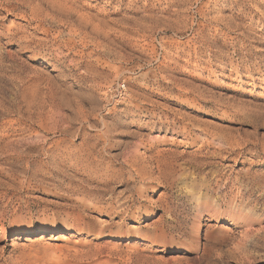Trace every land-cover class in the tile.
Listing matches in <instances>:
<instances>
[{
    "label": "rangeland",
    "instance_id": "1",
    "mask_svg": "<svg viewBox=\"0 0 264 264\" xmlns=\"http://www.w3.org/2000/svg\"><path fill=\"white\" fill-rule=\"evenodd\" d=\"M263 229L264 0H0V264H264Z\"/></svg>",
    "mask_w": 264,
    "mask_h": 264
},
{
    "label": "bare ground",
    "instance_id": "2",
    "mask_svg": "<svg viewBox=\"0 0 264 264\" xmlns=\"http://www.w3.org/2000/svg\"><path fill=\"white\" fill-rule=\"evenodd\" d=\"M262 228V227H261ZM255 228H253V224L250 223V226L248 227V230L246 231L247 234H249L250 232H252ZM257 229V228H256ZM259 230V229H258ZM261 230V229H260ZM260 230H259V233H260ZM264 230V229H263ZM255 231V230H254ZM257 231V230H256ZM31 233V232H29ZM263 233V232H262ZM253 234V233H252ZM257 235V234H256ZM261 235V233H260ZM249 236V235H248Z\"/></svg>",
    "mask_w": 264,
    "mask_h": 264
},
{
    "label": "built area",
    "instance_id": "3",
    "mask_svg": "<svg viewBox=\"0 0 264 264\" xmlns=\"http://www.w3.org/2000/svg\"><path fill=\"white\" fill-rule=\"evenodd\" d=\"M122 91H124V86L120 87V93L122 94ZM119 93V95H120Z\"/></svg>",
    "mask_w": 264,
    "mask_h": 264
}]
</instances>
